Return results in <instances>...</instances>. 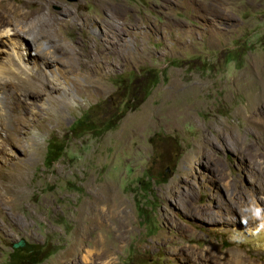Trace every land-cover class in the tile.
<instances>
[{
    "label": "rangeland",
    "instance_id": "rangeland-1",
    "mask_svg": "<svg viewBox=\"0 0 264 264\" xmlns=\"http://www.w3.org/2000/svg\"><path fill=\"white\" fill-rule=\"evenodd\" d=\"M43 3L58 24L33 23ZM50 26L57 61L0 85V264H22L20 241L36 264H88L75 249L100 233L101 264H264L249 239L264 227V0H0V30ZM5 42L3 57L20 49ZM102 184L128 209L124 239L76 232Z\"/></svg>",
    "mask_w": 264,
    "mask_h": 264
},
{
    "label": "bare ground",
    "instance_id": "bare-ground-1",
    "mask_svg": "<svg viewBox=\"0 0 264 264\" xmlns=\"http://www.w3.org/2000/svg\"><path fill=\"white\" fill-rule=\"evenodd\" d=\"M43 6H45L44 3H43V5L41 4L38 7V9L35 11L34 16H33V23L34 22H39V27H40V25H41V27H43L45 24H49L50 21L56 22L58 20L57 19L58 17L54 18L52 20L50 15L45 14L43 12ZM50 24H51V22H50ZM52 27H53V25H52ZM51 28L48 31H50L52 33V36L50 35V33L35 34V32L37 31V29L35 28L36 30L33 31L34 32L33 35H32L33 37H31V38L35 40L36 39V35H37V37L41 36L39 38L40 42H36V45H35V43H32L31 40H30L31 38L29 39L28 36H26L25 34L22 33V31L21 32H16V33H11L10 31L0 30V41H2V43L5 42V40H6V42L8 41L11 44L15 43L18 46H20V49L18 48V50H15V48L13 46H11L10 51L7 50V56L4 55L5 57H3V55H2V51H4V50L0 49V59H3V60H0V61H2L1 64H0V85L2 84V87L8 85L9 82H12V80L16 81L15 78L14 79L13 78L12 79L11 78L8 79L6 77V75H4V73L7 72V70L10 71L11 69L14 70V68H15L19 72L22 71V72L28 73V71H29L28 64L33 63V69H37V71L39 72L40 68H41V65H39V61H38L39 59L42 60L43 63L48 64V65H52L53 62L57 61L52 56H48V55L45 54V52L50 48V46H54L55 47L57 45H60V43H61L60 41H58L54 37V35H55L54 32H55L56 27H54L52 29ZM29 30H30V28H29ZM38 31H40V30H38ZM19 34H20V36L18 37ZM2 39H5V40L3 41ZM42 39L44 41H46V49L47 50L45 49V47H43L44 50H46V51H44L42 48H40V46L41 45L43 46V44H44V43H42ZM35 41H37V40H35ZM35 46H39V47H35ZM30 48H34L36 50V56H33L31 54ZM65 49L69 50V47L67 45H65ZM62 55H64V54H62ZM16 79H17V83L16 84H18V82L24 83L25 81H27V78L24 77L23 75L17 77ZM19 85H20V83H19ZM1 93H2V91H1ZM0 97H2V95H0ZM263 97H264V87H261V89L255 94V100L261 102ZM17 103H18V101H17ZM183 110H184V111H182L183 112V117L181 119H186V115H187V113L189 111H188V109H183ZM2 112H4V108H3L2 101H0V113L2 114ZM1 114H0V125H1L0 130L5 128L6 131H7L6 124H4V121L1 120V116H2ZM179 115H181V114H179ZM180 117L181 116H179V118ZM179 118H177V119H179ZM256 123H257L256 125L259 126L258 127L259 132L257 134L255 142L260 144V146H261L260 148L263 150V153H264V141H261L262 138L264 140V120H258ZM219 137L223 139V134L220 133ZM6 138H9L8 134L6 135ZM0 149H3V148L0 147ZM108 188L109 187L107 186V184L106 185L102 184L101 187H99L95 191V193L93 194V196L90 199H87V200H85L82 203V205H81V207L79 209V211H80V213H79L80 214V216H79V218H80L79 220L80 221H78L79 222V228H77V230H76L77 234H79V236L81 238L84 237L85 234L89 233V229H91V228H97V229L101 228L102 229V228L106 227L107 225L111 226V224L114 225V228L117 231L116 234L118 236H117L116 239H124L127 235H129V233L132 232V227H131V223H130L131 221L129 219V214L127 212L128 209L126 210V208H125V206H124V204L122 202V198L115 197V196L113 197V196H111L109 194ZM9 192H10V190H9ZM257 193L258 194H260V193L264 194V186L261 187L260 189H258L256 191V194ZM9 196H10V194L6 195V199H4L5 200L4 202L13 199L12 196L11 197H9ZM2 199H3V197L1 198V200ZM219 213H221V212H219ZM254 217H262V216L261 215L260 216H253L252 218H254ZM116 234H115V237H116ZM119 235H120V237H119ZM249 237H250L249 238L250 240H254L259 245L264 246V227L261 228V231L256 230V231L251 232ZM78 244H79V242H78ZM75 250L79 252L78 255H76V259L79 258L80 254H83L82 255L83 260H86L87 262H90L88 264H101V263H99V260H103V258L110 257L113 254V252H114L113 248H111L109 245L106 244L104 236L101 235V233L98 234L97 238L94 239V248H89L87 253L84 252L86 250L83 249V247H78V249L76 248ZM71 254H72V252H71ZM240 257H241V255H240ZM238 264H240V262H238Z\"/></svg>",
    "mask_w": 264,
    "mask_h": 264
},
{
    "label": "trees",
    "instance_id": "trees-1",
    "mask_svg": "<svg viewBox=\"0 0 264 264\" xmlns=\"http://www.w3.org/2000/svg\"><path fill=\"white\" fill-rule=\"evenodd\" d=\"M54 153H55V149L52 148L50 151V154L53 155ZM54 157H56V156H54ZM55 159H57V158H55ZM17 250H21L23 252V254L25 253V256H24L25 258L20 259V261L18 260V262H20L22 264H36L39 261H41L42 254L38 253L39 249H37V247H35L34 245H31L28 247L25 244V245H22L20 247L14 248V251H17Z\"/></svg>",
    "mask_w": 264,
    "mask_h": 264
},
{
    "label": "water",
    "instance_id": "water-1",
    "mask_svg": "<svg viewBox=\"0 0 264 264\" xmlns=\"http://www.w3.org/2000/svg\"><path fill=\"white\" fill-rule=\"evenodd\" d=\"M73 1H76V0H73ZM22 245H24L23 241H20V242L14 244L15 247H20Z\"/></svg>",
    "mask_w": 264,
    "mask_h": 264
}]
</instances>
